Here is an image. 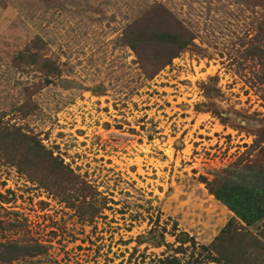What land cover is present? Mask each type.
Listing matches in <instances>:
<instances>
[{
	"label": "rangeland",
	"instance_id": "374dc122",
	"mask_svg": "<svg viewBox=\"0 0 264 264\" xmlns=\"http://www.w3.org/2000/svg\"><path fill=\"white\" fill-rule=\"evenodd\" d=\"M158 4L194 39L148 77L125 29ZM262 18L264 0H0V243L26 253L0 264H264V217L214 194L264 172Z\"/></svg>",
	"mask_w": 264,
	"mask_h": 264
},
{
	"label": "trees",
	"instance_id": "16d2710c",
	"mask_svg": "<svg viewBox=\"0 0 264 264\" xmlns=\"http://www.w3.org/2000/svg\"><path fill=\"white\" fill-rule=\"evenodd\" d=\"M254 34L246 47L247 54L259 61L264 73V18L257 23ZM125 37L148 77L155 76L171 63L194 39L192 31L162 4L156 5L131 22L125 29ZM260 80L264 82V76ZM54 160L57 161V158L54 157ZM214 194L247 225H252L264 217V205L248 190L221 184ZM230 225L232 223L229 222L227 228ZM218 239L219 236L216 240ZM0 246L4 248V252H0V259L5 261L26 254L23 247L14 242L0 243ZM212 248L216 250L215 245ZM164 264L181 263L178 260H168Z\"/></svg>",
	"mask_w": 264,
	"mask_h": 264
},
{
	"label": "crops",
	"instance_id": "0c3cea01",
	"mask_svg": "<svg viewBox=\"0 0 264 264\" xmlns=\"http://www.w3.org/2000/svg\"><path fill=\"white\" fill-rule=\"evenodd\" d=\"M245 172L249 173V176L253 175L255 177L254 181H252L251 182L252 184H250V185H247V183H249V182L245 181L242 183V185H238V186L241 187L243 190H248L250 193H252V195H254L255 197H257L260 200L261 205H264V172H259V171L252 169L250 171L245 170L242 173H245ZM243 175H245V174H243ZM223 184H225L226 186L227 185L233 186L229 182H225ZM253 185H256V186H253ZM218 200L223 204V206H225L232 213V215L239 218L238 215L233 210H231L223 201H221L220 199H218Z\"/></svg>",
	"mask_w": 264,
	"mask_h": 264
}]
</instances>
